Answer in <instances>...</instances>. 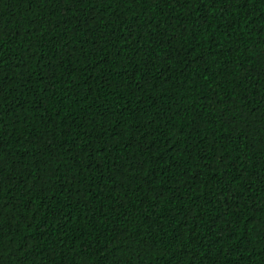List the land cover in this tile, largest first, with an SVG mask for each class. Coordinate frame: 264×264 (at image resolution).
<instances>
[{
  "label": "trees",
  "instance_id": "1",
  "mask_svg": "<svg viewBox=\"0 0 264 264\" xmlns=\"http://www.w3.org/2000/svg\"><path fill=\"white\" fill-rule=\"evenodd\" d=\"M0 264H264V0H0Z\"/></svg>",
  "mask_w": 264,
  "mask_h": 264
}]
</instances>
